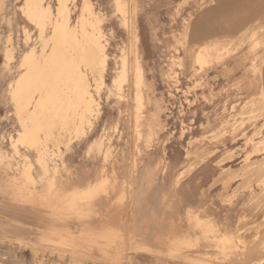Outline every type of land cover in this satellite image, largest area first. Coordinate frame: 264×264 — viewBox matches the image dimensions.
Masks as SVG:
<instances>
[{"label":"rangeland","instance_id":"374dc122","mask_svg":"<svg viewBox=\"0 0 264 264\" xmlns=\"http://www.w3.org/2000/svg\"><path fill=\"white\" fill-rule=\"evenodd\" d=\"M0 186V264H264V0H0Z\"/></svg>","mask_w":264,"mask_h":264},{"label":"bare ground","instance_id":"6f19581e","mask_svg":"<svg viewBox=\"0 0 264 264\" xmlns=\"http://www.w3.org/2000/svg\"><path fill=\"white\" fill-rule=\"evenodd\" d=\"M101 48V47H100ZM99 48V49H100ZM34 51V50H33ZM97 52L99 51V50H96ZM31 53H32V50H31ZM98 53H100V52H98ZM80 57V56H79ZM58 60V59H57ZM35 61V60H34ZM33 61V62H34ZM38 61V60H37ZM31 63V62H30ZM52 64H53V62H51ZM58 63H59V61H58ZM26 64V63H25ZM31 65H32V63H31ZM44 65V64H43ZM43 65L41 64V66L43 67ZM29 66V65H28ZM23 67H24V65H23ZM42 67H40V68H42ZM54 67H56L55 65H54ZM70 67V66H69ZM32 68H35V66H33ZM32 68H30V69H32ZM55 70H56V68H54ZM33 70V69H32ZM28 71V70H27ZM29 72H30V70H29ZM63 72V71H62ZM61 72V73H62ZM77 72V71H76ZM46 73V72H45ZM25 74H29V73H25ZM36 74V73H35ZM49 75V74H48ZM85 75V74H84ZM36 76H38V79L40 80L41 79V75H36ZM44 76V75H43ZM59 76V75H58ZM35 77V76H34ZM61 77H62V75H61ZM64 77V76H63ZM33 78V77H32ZM49 78V77H48ZM85 78H86V76H85ZM84 79V78H83ZM27 80L29 81V80H32L31 79V77H28L27 78ZM26 79H25V82H28ZM62 80V79H61ZM34 81V80H33ZM38 82V81H37ZM82 82V81H81ZM32 83V82H31ZM59 83V82H58ZM87 83V82H86ZM60 84V83H59ZM84 84H85V81H84ZM83 85V84H82ZM29 86H31V85H29ZM79 86H81L80 84H79ZM84 86V85H83ZM85 86L87 87V85L85 84ZM26 87H28V84H27V86ZM26 87L23 89V90H20L21 92H20V95L18 96V97H20V96H22V92L23 91H25L26 90ZM63 88V87H62ZM67 89V88H66ZM70 89H72V88H70ZM83 89V87L81 88V90ZM84 89H85V87H84ZM29 90V89H28ZM77 90V89H76ZM88 90H89V88H88ZM62 91V90H61ZM75 91V90H74ZM84 91V90H83ZM82 91V92H83ZM32 92V91H31ZM31 92H23V95H24V98H27V99H30V101H31V103H34L35 101H37V100H39L40 99V97H41V95H39L38 93L37 94H35V93H31ZM86 92H87V90H86ZM92 92V91H91ZM85 93V92H84ZM30 94L32 95V96H30ZM63 94V93H62ZM70 95H72V93H69ZM77 94V93H76ZM76 94H74V95H76ZM80 94H82V93H80ZM61 95V94H60ZM60 95L58 96V98L60 97ZM73 95V96H74ZM72 96V97H73ZM88 96V95H87ZM71 97V98H72ZM78 97H79V95H78ZM57 98V99H58ZM18 99V98H17ZM64 99V98H63ZM75 99V98H74ZM45 100V99H44ZM24 101V100H23ZM93 101V100H92ZM78 103H80V102H78ZM23 104H24V102H23ZM85 105H86V103H84ZM59 105V104H58ZM34 106V105H33ZM54 106V105H53ZM79 106V105H78ZM23 107H25V105L23 106ZM36 107V106H35ZM85 107V106H84ZM23 110V109H22ZM36 110V109H35ZM62 110V109H61ZM75 110V109H74ZM86 110V109H85ZM32 111V109L29 107V104H28V108L23 112H21V115L20 116H23V115H29L30 114V112ZM74 112V111H73ZM72 112V113H73ZM83 112V111H82ZM81 112V113H82ZM61 113V112H60ZM75 113H76V111H75ZM70 114H71V112H70ZM80 114V113H79ZM75 114H73L72 115V117H73V120H75L74 118H76V116H74ZM60 116H61V114H60ZM83 115L81 114V117H82ZM70 117H71V115H70ZM72 119V118H71ZM63 124V123H62ZM39 125H40V123H39ZM41 126H42V123H41ZM3 142H4V140H3ZM115 178V177H114ZM117 179V178H116ZM119 180V179H118ZM1 187V186H0ZM115 187V186H114ZM29 189V188H28ZM24 190V189H23ZM16 204H18L17 202H16ZM97 213V212H96ZM95 214V213H94ZM98 216V215H97ZM101 218V217H100ZM101 223V222H100ZM12 225V224H11ZM90 227V226H89ZM169 229H171V228H169ZM164 238V237H163ZM162 239V238H161ZM34 253V252H33ZM158 260H160V259H158Z\"/></svg>","mask_w":264,"mask_h":264}]
</instances>
